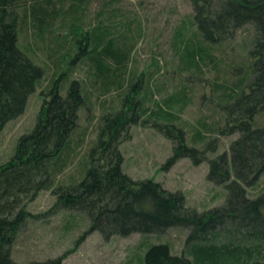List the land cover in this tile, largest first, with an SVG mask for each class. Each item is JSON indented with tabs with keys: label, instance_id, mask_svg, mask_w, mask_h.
<instances>
[{
	"label": "trees",
	"instance_id": "trees-1",
	"mask_svg": "<svg viewBox=\"0 0 264 264\" xmlns=\"http://www.w3.org/2000/svg\"><path fill=\"white\" fill-rule=\"evenodd\" d=\"M187 1L192 13L174 28L175 69L201 72L212 65L216 75L210 82L218 108H212L211 121L198 122L200 128L192 129L189 142L177 114L186 105L185 92L162 100L163 105L154 101L155 108L142 123L149 122L174 141L167 164L180 157L194 163L208 161L207 179L224 185L227 195L222 205L205 212L187 208L181 194L151 179L134 180L122 170L119 145L148 108L136 99L143 74L135 77L130 23L121 19V26L113 30L109 22L108 10L115 9L116 2L103 0L96 20L85 23L89 0H0V132L23 113L28 98L45 79L46 67L26 51L29 44L20 42L23 33H33L35 42L30 45L51 58L54 72L74 54L93 87L89 91L80 79L68 85L56 80L52 71L43 92L47 100L33 128L18 138L11 157L0 164V264H16L12 247L29 216L26 204L44 190L52 191L62 207L86 213L88 230L104 238L131 232L160 235L173 227L189 230L180 253L166 241L152 242L142 264H264V193L255 197L247 189L264 174V0ZM105 12L107 16L101 17ZM61 30L67 34L60 36ZM239 32L242 43L251 41L243 61L231 56L238 52L234 40ZM59 51L54 60L52 55ZM134 78L139 85L132 84ZM112 91L116 94L103 99L102 107L111 101L120 106L100 116L95 140L78 169L81 177L56 185L66 168L79 110L90 94L100 99ZM217 135L236 136L227 150L208 159L206 154H214L218 147L216 137L206 136ZM220 235L226 239L216 242Z\"/></svg>",
	"mask_w": 264,
	"mask_h": 264
},
{
	"label": "rangeland",
	"instance_id": "rangeland-1",
	"mask_svg": "<svg viewBox=\"0 0 264 264\" xmlns=\"http://www.w3.org/2000/svg\"><path fill=\"white\" fill-rule=\"evenodd\" d=\"M102 1L89 0V7L85 12L89 18L85 23L96 20L95 15ZM114 1L116 3L114 2L112 7L115 9L108 10L112 15L109 17V22H112L113 30L121 26L118 22L121 19L130 23L132 31L129 30L128 35L132 37L133 46L130 54L132 64H135V68L133 67L136 72L135 77L138 79V75L143 74V80L140 82L142 86L136 99L140 100L144 108H148L140 122L130 126L129 137L119 145L123 172L134 180L151 179L166 190L181 194L185 199V206L197 212H205L222 205L227 191L224 185L215 184L207 179L208 161L194 163L190 158L180 157L167 164L168 159L173 155L174 141L149 122L142 123L150 113L149 109L155 108L154 101L163 105L162 100L169 99L178 92H185L186 105L177 114L181 119L180 122L186 127L185 134L189 133L190 137H187L189 142L194 136L192 129H198V122L211 121L209 115L212 108H218L216 101L218 97L212 95L210 82L216 75L212 65L203 67L201 72L186 70L180 72L175 69L177 57L174 55V42H176L174 32L177 31L174 28L180 24V20H185L191 15L192 8L189 2L187 0ZM261 7L264 9V2ZM103 16H107L106 12L104 15L101 14V17ZM104 19L108 21L107 18ZM85 25L88 27V24ZM137 26L140 30H137ZM62 34H67V30H61L60 36ZM237 35L234 45H237L238 52L231 56L233 59L238 57L243 61L251 41L245 39L242 43L241 33ZM20 37L21 44H29L26 51L34 53V60L46 67V73L45 79L28 98L23 113L9 121L0 132V164L11 157L18 138L33 128L43 101L47 100L46 95L43 94L44 89L48 86V79L53 74V69L55 70L51 58L41 51L35 52L30 45V42H35L33 33H23ZM177 37L179 39V36ZM65 44L60 41L61 46ZM61 52L52 55V58L59 59ZM74 62V54L68 62L62 60L61 69L54 72L57 73L55 79H61L68 85L72 79H80L86 81L89 91H92L93 87L89 82L87 83L89 77L85 75V67ZM73 63V68L68 71L67 66ZM63 71L66 74H63ZM193 73L195 74L192 75ZM135 79L132 84L139 85ZM146 84L151 85L149 90L145 89ZM61 92L64 94L65 90ZM115 94L112 91L110 95L101 96L100 99H95L94 95L90 94L84 102L78 112L77 126L72 133V147L66 159V168L57 176L56 185L69 183V177H81L78 169L80 171L81 163L86 159L87 151L95 140L96 125L100 116L103 112L114 111L120 106V102L111 101L106 102L102 107V100H111ZM82 131L85 132L81 134ZM235 136H206L208 139L216 137L215 145L218 147L214 154L208 152L206 157L210 159L227 150ZM247 189L249 194L255 197L264 193V174L258 178L254 186ZM26 210L29 216L18 230L12 247V258L16 264L43 262L54 258H59L61 264H142V256L149 243L166 241L174 252L180 253L189 233L187 228L173 227L160 235L131 232L125 236L111 235L104 238L100 232L88 230L90 221L86 213L82 210L62 207L57 202V196L50 190L41 191L33 201L26 204ZM224 239L226 238L220 235L216 242Z\"/></svg>",
	"mask_w": 264,
	"mask_h": 264
}]
</instances>
